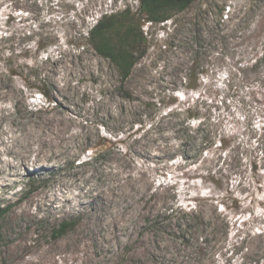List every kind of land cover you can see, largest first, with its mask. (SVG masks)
<instances>
[{
	"label": "rangeland",
	"instance_id": "rangeland-1",
	"mask_svg": "<svg viewBox=\"0 0 264 264\" xmlns=\"http://www.w3.org/2000/svg\"><path fill=\"white\" fill-rule=\"evenodd\" d=\"M126 9L122 81L89 32ZM2 209L0 264H264V0H0Z\"/></svg>",
	"mask_w": 264,
	"mask_h": 264
},
{
	"label": "trees",
	"instance_id": "trees-1",
	"mask_svg": "<svg viewBox=\"0 0 264 264\" xmlns=\"http://www.w3.org/2000/svg\"><path fill=\"white\" fill-rule=\"evenodd\" d=\"M196 0H139L141 14L148 17V22H165L175 10L184 11ZM131 9L123 12L105 14L90 30V45L100 55L108 58L118 68L122 81H126L135 65V49L144 41L143 33L137 25L135 14ZM0 210V217L7 213ZM74 226L72 222L61 224L56 237L62 236Z\"/></svg>",
	"mask_w": 264,
	"mask_h": 264
}]
</instances>
